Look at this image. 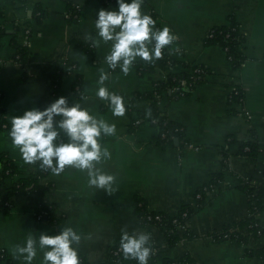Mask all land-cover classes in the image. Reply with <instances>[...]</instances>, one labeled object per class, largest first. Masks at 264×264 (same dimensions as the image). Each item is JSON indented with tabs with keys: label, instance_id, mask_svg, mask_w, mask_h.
I'll use <instances>...</instances> for the list:
<instances>
[{
	"label": "crops",
	"instance_id": "crops-1",
	"mask_svg": "<svg viewBox=\"0 0 264 264\" xmlns=\"http://www.w3.org/2000/svg\"><path fill=\"white\" fill-rule=\"evenodd\" d=\"M76 4L79 14L73 22L65 17L66 0H0V109L10 125L12 115L33 107L43 109L64 96L68 106L78 103L98 121L114 125L111 133L102 130L97 138L107 155L94 162L96 169L113 179L104 187L94 185L89 182L88 169L73 165L49 173L42 181L50 184L45 200L52 205V218L43 215L38 219L34 193L15 195L9 212L0 213V250L11 264H47L44 255L51 246L42 247L40 236L70 227L80 236L73 247L87 264H109V249L125 231L146 233L148 243H161L157 263L148 260V264L185 253L197 264H263L251 253L264 248V210L256 215L263 230L259 237L215 242L207 236L248 215V199L238 185L252 177L261 179L264 168V0H141L142 13L156 21L153 30L167 25L173 35L170 51L176 62L168 71L183 72L187 62L211 72L191 93L169 103L168 116L184 129L189 144L184 148L174 141L156 144L158 129L147 121L128 131L127 113L114 115L110 100L97 95L101 86L126 98L151 92L167 69L154 58L150 60L154 66L139 74L134 65L139 56L127 72L121 68L122 61L112 69L106 57L113 41L98 35L95 20L100 8L115 7L116 0H76ZM231 14L244 37L245 59L238 68L231 66L221 46L205 43L209 30L227 24ZM22 30L28 31L24 67L12 59L15 48L11 43L14 36L25 38ZM73 39L91 43V56L72 43ZM148 46L153 47L152 42ZM67 64H74L75 69L63 77L57 95L50 98L54 67ZM75 74L81 78L80 94L72 92ZM102 75L107 78L101 80ZM235 86L243 91L242 102L229 103L228 94ZM124 103L126 106L127 101ZM147 106L144 100L135 103L141 111ZM60 119L54 116V122ZM8 131L0 130V157L8 156L21 174L33 172V162L23 160ZM244 142L258 145L260 153L255 159L239 153ZM215 174L221 180L206 193L203 206L189 220L188 227L197 238L167 246L157 228L138 224L132 207L135 196L150 211L174 216L182 205L195 208L196 190ZM239 231L248 234L245 227ZM29 239L35 241L36 249L31 259L20 250Z\"/></svg>",
	"mask_w": 264,
	"mask_h": 264
},
{
	"label": "trees",
	"instance_id": "trees-1",
	"mask_svg": "<svg viewBox=\"0 0 264 264\" xmlns=\"http://www.w3.org/2000/svg\"><path fill=\"white\" fill-rule=\"evenodd\" d=\"M67 1V13L69 14L68 21H76L78 19L79 11L76 9V0ZM107 3L114 0H105ZM39 11V10H38ZM38 15V14H37ZM19 29V28H18ZM3 33L0 28V35ZM21 35L25 36V30L21 31ZM23 38V37H22ZM22 38L12 37V46L15 48V52L12 59L20 66H25L26 57L28 54L27 44L22 43ZM72 43H77L82 46L87 52L88 56H91L93 46L91 43H84L80 40H71ZM206 44H217L222 47L226 53V57L234 68L240 67L245 57L243 54L244 37L239 32L238 23L235 20L234 15H229L228 23L221 26H215L209 30L205 36ZM155 40H152V46H154ZM162 55L158 57L156 64L163 69H167L164 78L154 83L151 92L147 93H135L129 98L123 97L124 101H127L126 113L129 118L128 131L134 130L138 125L144 121L149 122L151 125L156 126L158 129L156 144L160 146L171 145L174 139H178L179 148L188 147L189 144L184 138V129L181 124L173 121L168 116V106L172 99L180 98L181 96L188 95L199 83L205 82L207 75L211 72L203 65L191 64L184 62L185 71L173 72L168 71L171 66L176 62L172 57L170 51V44L165 45L162 48ZM67 68L54 67L53 75L51 79L50 98H54L59 89L60 84L64 76H67V70L71 69V65L67 64ZM134 65L139 74L150 70L154 64L150 60L142 59L138 57L134 62ZM118 65L112 67L116 69ZM75 79L72 84V92L74 94H80L81 78L78 74H75ZM184 82V85H182ZM243 91L240 87H234V90L228 94L229 103L242 102ZM147 101L148 106L145 111L138 110L135 107V103L139 101ZM164 100H166L164 102ZM5 111L0 109V130L10 128L5 119ZM138 120L139 124H135ZM54 126L57 123L54 122ZM58 130V137L56 142H67L69 135L63 129ZM164 135V136H162ZM239 153L249 156L255 159L260 149L255 142H244L240 145ZM34 171L29 174H21L16 168L13 161L6 155L0 157V213L6 214L11 209L13 204L12 198L15 195L32 192L37 196V217L40 219L43 215H47L52 218L51 210L52 205L45 200V193L49 189L50 184L43 183V179L52 171L51 167L42 166L40 160L33 162ZM221 180L220 174L211 176L209 182L196 190V194L199 197L196 198L195 208H191L189 205H182L179 212L174 215H168L163 212L150 211L145 201L135 196L133 198L132 207L135 213L137 222L140 226H153L157 228L164 237L163 244L167 246L175 245L180 239H195L197 235L192 233L188 227L189 220L195 213V210L199 209L204 204L206 193L211 191L216 186L218 181ZM247 196L249 213L246 217L240 221L226 224L221 230L210 233L207 237L212 241L218 242L221 240H237L246 242L248 237H259L263 230L259 226L256 215L264 210V168L261 172V179L252 177L247 180H243L238 185ZM195 194V195H196ZM185 213V215H183ZM248 227V234H243L239 229ZM121 241V240H120ZM120 241H116L109 249L108 263L109 264H129L138 262L137 258L131 255H125L121 248ZM150 248V255L148 260L152 263H157V258L160 252L161 243H147ZM251 253V252H250ZM251 254L257 255L264 264V248L255 249ZM0 264H11L10 259L7 257L5 251L0 250ZM79 264H87L83 257H79ZM105 264V263H104ZM160 264H197L189 253H185L179 258L169 259L164 258L160 261Z\"/></svg>",
	"mask_w": 264,
	"mask_h": 264
},
{
	"label": "clouds",
	"instance_id": "clouds-1",
	"mask_svg": "<svg viewBox=\"0 0 264 264\" xmlns=\"http://www.w3.org/2000/svg\"><path fill=\"white\" fill-rule=\"evenodd\" d=\"M155 23L152 16L142 13L141 0H116L115 7L100 8L95 27L104 41H113L106 57L109 65L115 67L122 61L121 68L127 72L137 56L145 60L160 57L162 48L173 41V35L167 25L154 31L152 26ZM153 39L155 44L150 48L148 45ZM106 78V75L101 76V80ZM97 95L110 100L114 115H124L126 108L122 96L110 93L104 86L98 88ZM56 115L62 119L54 126ZM57 128L66 131L71 139L57 143ZM102 130L111 133L114 125L98 121L78 103L68 106L66 98L60 96L43 109L33 107L12 115L8 135L26 163L40 160L42 166L51 167L56 173L63 171L67 165L86 168L89 182L104 187L110 184L113 177L96 169L94 164L107 155V150H102L97 139ZM79 239V234L70 227L59 234H42L40 245L51 246L45 252L44 260L47 264H79L78 251L73 247V243ZM148 240L146 233L131 234L125 231L120 243L125 255L137 258L139 264H148L151 251L147 246ZM34 243L29 239L26 247L20 249L28 253V259L35 255Z\"/></svg>",
	"mask_w": 264,
	"mask_h": 264
},
{
	"label": "built area",
	"instance_id": "built-area-1",
	"mask_svg": "<svg viewBox=\"0 0 264 264\" xmlns=\"http://www.w3.org/2000/svg\"><path fill=\"white\" fill-rule=\"evenodd\" d=\"M75 6H76V9L77 10H79V5L78 4H75ZM65 17L68 19V17H69V14L66 12L65 13ZM26 33L28 32V31H25ZM22 43L23 44H27V36H25V38L22 40ZM71 65V69H69V70H67V73L68 74H72L73 73V71H74V69H75V65L74 64H70ZM68 67V65L65 67V68H67ZM182 85H184V82H182ZM234 90V87L231 89V92ZM135 124H139V121L138 120H136L135 121ZM162 136H164V135H162ZM196 196V198L197 197H199V194H196L195 195ZM183 215H185V213H183ZM248 229V227H245V230H247Z\"/></svg>",
	"mask_w": 264,
	"mask_h": 264
},
{
	"label": "water",
	"instance_id": "water-1",
	"mask_svg": "<svg viewBox=\"0 0 264 264\" xmlns=\"http://www.w3.org/2000/svg\"><path fill=\"white\" fill-rule=\"evenodd\" d=\"M178 143H179V142H178V139H177V138H176V139H174V145H175V146H177V145H178Z\"/></svg>",
	"mask_w": 264,
	"mask_h": 264
}]
</instances>
